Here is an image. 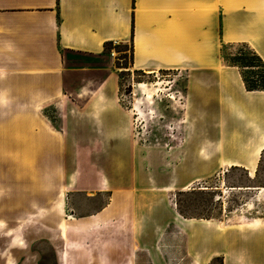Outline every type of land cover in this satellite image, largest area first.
Segmentation results:
<instances>
[{
	"label": "rangeland",
	"instance_id": "1",
	"mask_svg": "<svg viewBox=\"0 0 264 264\" xmlns=\"http://www.w3.org/2000/svg\"><path fill=\"white\" fill-rule=\"evenodd\" d=\"M245 39L222 38L221 71L134 69L130 41L68 53L71 96L46 108L41 211L0 229V264H264V92L223 90L238 65L264 89V38Z\"/></svg>",
	"mask_w": 264,
	"mask_h": 264
},
{
	"label": "crops",
	"instance_id": "2",
	"mask_svg": "<svg viewBox=\"0 0 264 264\" xmlns=\"http://www.w3.org/2000/svg\"><path fill=\"white\" fill-rule=\"evenodd\" d=\"M222 38H264V0H0V188L12 187L8 198L0 194L5 235L19 232L10 221L41 211L35 188L45 171L46 108L71 96L65 78L77 69L66 66L68 53L99 57L109 44L130 41L134 69L185 67L197 59L205 71H221ZM263 44L256 46L264 65ZM232 69L237 89L223 86L225 98L264 92L247 90L243 70ZM25 186L34 191L16 198L13 188Z\"/></svg>",
	"mask_w": 264,
	"mask_h": 264
},
{
	"label": "trees",
	"instance_id": "3",
	"mask_svg": "<svg viewBox=\"0 0 264 264\" xmlns=\"http://www.w3.org/2000/svg\"><path fill=\"white\" fill-rule=\"evenodd\" d=\"M237 67L240 68V69L242 70V67H241V66L238 65ZM250 68H251V67H250ZM252 68H253V67H252ZM242 79H243V81H244V83H245V86H246L247 90H249V91H250V90H253V89H252L253 87H252L251 85L248 84V82H247L246 78L244 77V75H242Z\"/></svg>",
	"mask_w": 264,
	"mask_h": 264
},
{
	"label": "bare ground",
	"instance_id": "4",
	"mask_svg": "<svg viewBox=\"0 0 264 264\" xmlns=\"http://www.w3.org/2000/svg\"><path fill=\"white\" fill-rule=\"evenodd\" d=\"M228 97H229V99H234V98H236L235 95H234V93H232V92L229 93Z\"/></svg>",
	"mask_w": 264,
	"mask_h": 264
}]
</instances>
